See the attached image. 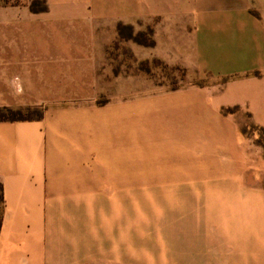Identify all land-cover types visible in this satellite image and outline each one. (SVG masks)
Masks as SVG:
<instances>
[{
	"label": "crops",
	"instance_id": "0c3cea01",
	"mask_svg": "<svg viewBox=\"0 0 264 264\" xmlns=\"http://www.w3.org/2000/svg\"><path fill=\"white\" fill-rule=\"evenodd\" d=\"M31 1L3 4L0 0V107L50 101L40 118L0 120V264H125L130 229L141 225L143 215L134 206L132 222L121 224V199L137 195H122L103 180L110 169L96 145L106 140L108 117L92 103L52 101L93 97L92 91L76 88L88 77L94 79L95 53L102 52L118 22L138 29L142 21L161 19L154 26L155 49L167 63L217 75L260 69L264 0H44L47 8L38 12L30 10ZM176 23L182 28L180 34L172 32ZM232 89L221 97L208 90H187L190 132L197 129L212 140V133L224 130L218 104L246 99ZM97 132L100 136L95 139ZM208 151H202V162L221 161L205 160ZM211 174L206 172L204 179H239L238 174ZM237 185L229 188L239 192L243 186ZM192 187L196 195L219 193L216 187ZM175 191H162L170 208L179 207ZM236 199L239 219L204 220L208 227L218 228L208 235L222 237L232 248L229 262L247 264L241 240H250L252 255L264 251V193L252 188L246 199ZM128 200L135 205L136 200ZM216 201L223 213L226 201L221 196ZM151 203L155 204L153 199ZM159 213L157 209L151 216L156 223ZM113 227L119 229L118 237L111 234ZM213 260L205 262L218 264L217 258ZM170 264L184 263L173 258Z\"/></svg>",
	"mask_w": 264,
	"mask_h": 264
},
{
	"label": "rangeland",
	"instance_id": "374dc122",
	"mask_svg": "<svg viewBox=\"0 0 264 264\" xmlns=\"http://www.w3.org/2000/svg\"><path fill=\"white\" fill-rule=\"evenodd\" d=\"M17 1L1 0L3 4ZM159 23V18L149 23L142 21L134 29L129 23L118 22L102 52L95 53L94 79L88 77L86 84L76 88L85 93L92 91L93 97L52 102L92 103L99 107L100 114L108 117L106 140L96 145L97 153L106 159L110 169V175L104 174L103 180L122 195L125 192L137 195L121 199V224L129 225L136 210L143 215L141 225L130 229L125 264H170L173 258L184 264H206L208 259L214 263V257L218 264H231L228 259L232 248L222 237L208 235V231L216 234L218 228L215 224L208 227L204 218H208V223L221 217L235 221L241 215V208L234 201L237 196L246 199L252 188L264 193V115L261 114L264 112V66L241 74L217 75L167 63L155 49L154 26ZM177 23L172 32L180 34L182 28ZM150 39L154 41L152 45L147 44ZM231 87L233 94L246 99L218 104L224 130L212 133L215 136L212 140L205 139L204 133L197 129L190 132L186 126L187 90H208L221 97ZM49 103L11 109L30 108L36 117L42 115ZM99 136L97 132L94 138ZM207 150L215 157L205 160L221 161L202 162V151ZM206 172L213 176L238 174L239 179L237 182L204 179ZM187 177L192 178L187 180ZM237 184L243 186L239 192L229 188ZM95 186H98L96 181ZM192 186L216 187L219 193L211 198L203 192L196 195ZM171 188H176L177 208H170L162 194ZM217 196L226 201L223 213H219ZM128 199L136 200L135 205ZM152 199L161 215L157 223L151 218L157 210ZM206 203L211 207L207 208ZM105 207L109 209L107 204ZM118 230L113 227V237H118ZM240 245L247 253V264H264V251L252 255V245L247 239L241 240Z\"/></svg>",
	"mask_w": 264,
	"mask_h": 264
},
{
	"label": "trees",
	"instance_id": "16d2710c",
	"mask_svg": "<svg viewBox=\"0 0 264 264\" xmlns=\"http://www.w3.org/2000/svg\"><path fill=\"white\" fill-rule=\"evenodd\" d=\"M31 11L38 12L46 10V4L44 0H32L29 4ZM153 39L147 43L148 45L153 44ZM41 114L36 117L32 116L31 109L26 108L25 110L21 109H11L9 107H0V120H29L34 118H40ZM3 205V194H2V184L0 182V224H1V211Z\"/></svg>",
	"mask_w": 264,
	"mask_h": 264
}]
</instances>
